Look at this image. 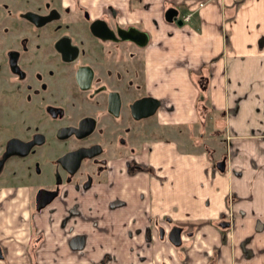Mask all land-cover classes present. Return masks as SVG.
Masks as SVG:
<instances>
[{"label":"crops","instance_id":"0c3cea01","mask_svg":"<svg viewBox=\"0 0 264 264\" xmlns=\"http://www.w3.org/2000/svg\"><path fill=\"white\" fill-rule=\"evenodd\" d=\"M80 1L149 35L146 83L164 101L161 124L203 125L208 112L226 137L184 156L175 141H154L129 204L86 209L80 232L71 205L1 214L0 264H264V0ZM168 7L191 16L167 22ZM204 95L211 104L198 109ZM159 226L188 232L176 248ZM78 234L86 243L73 250Z\"/></svg>","mask_w":264,"mask_h":264},{"label":"rangeland","instance_id":"374dc122","mask_svg":"<svg viewBox=\"0 0 264 264\" xmlns=\"http://www.w3.org/2000/svg\"><path fill=\"white\" fill-rule=\"evenodd\" d=\"M82 7L80 0H0V151L7 139L11 137L25 139L36 132L46 135L47 142L45 147L36 149L32 156L30 155L24 161L20 162L15 159L8 164L10 168L18 169V175L9 178L11 183L8 189L14 188L13 192L22 194L21 203L24 206L27 204V194L33 195L31 191L36 185L42 181L49 182L55 171H57V175L64 174L62 169L52 162H54L55 157H59L65 148L78 143L72 139L69 142L56 141L54 126L62 123V121L68 122L70 119L77 121L86 106V110L90 111H94L96 108L93 104L80 105L76 100L71 99L74 109L67 111L65 100L60 102L62 98L60 95L58 100L52 96V92L40 88L43 81L51 83L50 76L46 73L48 67L43 60L48 53L46 47L53 45L60 35L71 36L77 44H80V40L84 39L83 34L90 32L88 22L85 21L82 13ZM49 9H55L58 18L41 27V29L27 22L24 15L27 11H36L38 14L46 13ZM113 19L111 18L108 22L115 23ZM39 72L44 78L43 80L36 78ZM204 81L200 80L198 83L202 85L203 93H206L207 84ZM40 98L43 100L45 98L47 101ZM205 98L199 103L198 109H201L203 104L208 109L211 103L207 102V97ZM163 102L159 109L164 106ZM56 108L62 111L63 117L61 119H52L49 114L50 110ZM70 114L72 116L69 117ZM208 114V112H206V116L202 114L204 117L202 119L203 125L185 127L176 124H161L160 118L156 114L137 123L139 130L133 133L131 139L128 138V135L127 139L125 138L124 131L118 134L109 133L105 135L107 139H111L107 143L108 151L102 154L103 157H106V162L91 164L90 161H84L83 170L79 173L84 174L86 171H91L90 175L94 178L93 185L83 190L80 183L81 179L75 178L77 182L72 186L65 185L61 188L60 199L52 203L48 210L53 208L55 204L58 206L71 205L73 211L71 213L75 218L73 230L80 232L83 227H87L86 221L88 219L82 213L86 209L93 210L99 206L110 207L112 204L113 206L129 204L128 195H131L136 180L140 178V175L142 176L141 173L145 171L147 166L145 160L148 153L147 147L154 141H175L178 144L177 151L184 156L196 150L193 148L195 143L202 141V143L210 144L214 142V138L224 140L225 131L219 125L217 126L215 115L212 120ZM212 121L215 122V126ZM101 135L102 127L100 126L92 137L95 141L100 139ZM122 137L131 141V150L125 146L120 149L113 148L111 144ZM183 147L185 148L183 149ZM200 148L201 151L205 150L202 146ZM221 150L217 147L213 151L218 155ZM33 165L39 171L33 168ZM9 193L12 192L9 191ZM89 217L90 221L93 220L91 213ZM160 230L161 228L158 231L159 234L161 233ZM184 231L188 232L186 228ZM167 232L168 229L166 234Z\"/></svg>","mask_w":264,"mask_h":264},{"label":"flooded vegetation","instance_id":"af4514ba","mask_svg":"<svg viewBox=\"0 0 264 264\" xmlns=\"http://www.w3.org/2000/svg\"><path fill=\"white\" fill-rule=\"evenodd\" d=\"M82 13L85 21L88 22L90 32H87V34L84 32V39L80 40V44H77L71 36L66 37L60 35L56 38L53 45L51 44L46 47L48 53L43 60L48 67L46 73L50 76L51 83L43 81L40 84V88L52 92V96H55L58 100L62 97L60 102L62 103L65 100L64 103L67 106V111L74 109L71 99L76 100L80 105L93 104L96 108L94 111H90L86 110V106L82 110L83 112L77 121L70 119L68 122L62 121V123H58L54 126L56 141L69 142V140L71 141L72 139L78 143L77 145L65 148V150L60 153L59 157H55L54 162H52L60 167L64 174L57 175L58 173L55 171L51 180L49 179V182L42 181L40 184L36 185L31 191L33 195L29 193V195L27 194V204H25V206L21 203L23 198L22 194L13 192L15 190L14 188L8 189L11 183L9 178L18 175V169L13 167L10 168L8 164L15 159L20 162L24 161L30 155L32 156L33 151L42 146L45 147L47 143L46 135L41 132H36L33 133L31 137L25 139H19L17 137L7 139L3 149L0 151V215L8 213L10 210L20 209V211H22V209L25 208L31 210L33 213L34 211L41 212L44 209L46 210L52 203L60 199L61 188L65 185L72 186L77 182V179H75L77 177L81 179L80 183L82 184L83 190L90 188V186L93 185L94 180L90 175L91 171H86L84 174L79 173L83 170L84 161H90L89 163L91 164L97 162L102 164L106 162L107 159L106 157H103L102 154L108 151L109 147L107 143H109L111 139H107L105 135H108L109 133L118 134L124 131L126 134L125 138L127 139L128 135V138L131 139L130 137H132L133 133L139 130L137 123L142 120L145 121L158 114L157 110L154 115L148 116L147 118H137L131 113V106L137 99L152 96L147 87L145 74V69L147 68V43L141 47L135 44L134 41H128L121 37L120 34L122 32H118L119 28L123 27L129 29L131 26L125 27L118 22L109 23L108 21L110 19L106 17H93L85 6L82 7ZM24 15L27 22L40 29L58 18L55 9H49L48 12L40 14L36 11H27ZM95 19H102V21H105L106 24L109 25L113 32L106 33L112 37L103 39L93 33L91 30V23ZM79 72L81 73V82L76 76ZM37 74L38 77L36 78L41 80L44 79L40 75V72ZM41 100H43V98ZM44 100L46 99L44 98ZM160 102L162 103L161 100ZM60 110L61 109L56 108L55 110L52 109L49 111L52 119L57 120L63 117L62 111ZM70 116L72 115L70 114L69 117ZM42 117L44 116L42 115ZM88 119L92 121L90 122L91 129L87 127ZM100 126L102 127L101 138L94 141L92 136ZM125 138H118L111 145L116 149L125 146L128 150H131V141H127ZM12 139L17 140V143L22 145H24V143H29L31 147L28 148L24 145L23 149H20L19 152L16 150L6 155L9 142ZM79 148H90L91 152H93V150L98 152L96 156L84 157L82 161H79L77 167L70 164L71 161H65V164L68 165L70 169H74V171L71 172L68 168L62 165L60 159L66 155V153H71V151ZM35 165H33V168H36ZM70 165H72V168ZM36 170L39 171L38 168H36ZM41 189H44L46 192L49 191L53 197L46 207L44 206L41 209H37V203L44 200V197H41L40 199L38 198V192ZM16 190L18 191L17 188ZM9 191L12 193L8 194ZM112 207H114L113 204L110 208ZM26 222L34 225L32 214ZM160 228V232L164 231L165 235L166 229L159 226V229ZM170 229H168V232ZM167 234L165 236H167ZM78 235L84 236V234ZM164 235L161 238H163ZM85 237L86 236H84V242ZM39 238V235L36 236L34 241ZM1 252L0 246V256Z\"/></svg>","mask_w":264,"mask_h":264},{"label":"water","instance_id":"95a60500","mask_svg":"<svg viewBox=\"0 0 264 264\" xmlns=\"http://www.w3.org/2000/svg\"><path fill=\"white\" fill-rule=\"evenodd\" d=\"M179 16V11L175 9L174 7H168V10L165 12V19L168 22H177L179 25L182 24L183 21H179L177 17ZM91 30L93 31L94 34H96L99 37H102L103 39L105 38H110L112 37L111 35L107 34L106 32H113V30L109 27L108 24H106L105 21H102V19H95L91 23ZM118 32H122L120 35L123 37V39H126L128 41H134L135 44L138 46L143 47L146 43L149 41V35L145 31H141L139 28L135 26H131L129 29L127 28H119ZM76 76L78 77L79 81L81 82V73H77ZM159 106H161V102L158 99H155L153 96H146L145 98H140L137 99L133 105L131 106V113L133 116L137 118H147L148 116L154 115L156 111L158 110ZM90 119L87 120V127L91 129V123ZM90 131V130H88ZM25 146L30 148L29 143H24ZM24 145L18 144L17 140L12 139L9 142L8 150L7 153H12L17 150V152L20 151V149H23ZM98 151L91 152L90 148H84V149H76L74 151H71V153H66L63 157H61L60 162L62 165L66 168L69 169V171H74L72 168V165L77 167L79 161H82L84 157L90 156L92 157L93 155L96 156ZM65 161H71L70 165L71 168L68 165L65 164ZM226 162L224 161H219L217 163V166L220 170H224ZM41 197H44V200L41 202L37 203V209H41L44 206L48 204L50 200H52L51 194L49 191H44V189H41L38 192V198L40 199ZM181 233H183V227L181 226H173L168 234L167 238L170 240V242L174 245V247L180 246L183 242V239H181ZM164 235V231H161L160 236L162 237ZM71 247L73 250L75 249H82L85 245L84 242V236L83 235H78L75 236V238L70 239L69 241Z\"/></svg>","mask_w":264,"mask_h":264},{"label":"built area","instance_id":"2783aa9c","mask_svg":"<svg viewBox=\"0 0 264 264\" xmlns=\"http://www.w3.org/2000/svg\"><path fill=\"white\" fill-rule=\"evenodd\" d=\"M189 16H191V14L189 13V14H187V15H184V16H181L179 19H180V21L182 20V21H187L188 20V18H189Z\"/></svg>","mask_w":264,"mask_h":264}]
</instances>
